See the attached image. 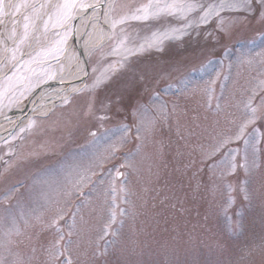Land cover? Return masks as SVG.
<instances>
[{
    "label": "rangeland",
    "instance_id": "374dc122",
    "mask_svg": "<svg viewBox=\"0 0 264 264\" xmlns=\"http://www.w3.org/2000/svg\"><path fill=\"white\" fill-rule=\"evenodd\" d=\"M234 2L223 0L224 10L206 24L193 15L179 38L170 31L184 23L179 17L118 25L129 48L153 43L126 59L111 54L116 39L107 26L90 44L79 89L0 141V264H52L58 236L50 224L60 213L65 235L75 218L73 264H264V5L252 0L250 10H230ZM18 3L5 0L0 39L12 28L9 5ZM146 3L114 0L109 16ZM24 14L15 16L18 37ZM36 23L41 36L42 21ZM69 25L75 31L74 20ZM74 31L62 55L32 65L54 74L33 91L76 71L79 52L67 50ZM63 32L50 26L41 44L30 39L21 47L34 55ZM10 57L0 45V77ZM117 62L122 66L109 69ZM24 90L18 85L16 96ZM249 100L257 119L236 139ZM14 101L5 96L0 116Z\"/></svg>",
    "mask_w": 264,
    "mask_h": 264
},
{
    "label": "snow or ice",
    "instance_id": "6c2138e0",
    "mask_svg": "<svg viewBox=\"0 0 264 264\" xmlns=\"http://www.w3.org/2000/svg\"><path fill=\"white\" fill-rule=\"evenodd\" d=\"M258 2L261 5H264V0H258ZM251 4L252 0H235L234 3H229L227 7L230 10H250ZM9 6L12 8V28L7 36L0 39V45L4 47L5 52H11V57L9 58L10 68L8 72H5V74L0 77V104L3 103L6 95L15 96L14 102L18 103L19 100L25 96L26 92H31L36 87H39L41 83L54 78L53 73L42 68L38 71L36 68H33L32 65L41 63L42 60H46L49 55L53 58H58L63 54V45L66 43L69 33L74 31V28L69 25V21L75 19L73 14L74 9L84 10L85 12H88V10H91L92 12L100 10V12L103 13V16H95L92 23H98L101 19L105 21L112 36L116 39V43L111 49V54L121 55L126 59L128 56L134 55L137 51L143 50L146 46L152 47L153 43L147 42L146 44H140L138 48H129L127 46L128 37L124 34V29H120V35L116 34L115 30L118 25H125L130 20L147 22L161 16L179 17L184 23L179 28H173L170 30L174 33L175 38H179L180 35L184 34L187 29L193 26V19L191 18L193 15L198 14L199 23L206 24L211 17L219 16L220 12L225 8L223 0L219 5H204L203 3H200L199 0H147L146 4L138 6L134 11L126 13L119 18H111L109 13L114 11V0H107L106 6L105 0H96L95 4L83 2L77 3V0H57L55 3H53V0H44L43 3L32 2V0H20V3L15 5L10 4ZM21 9L25 10L23 16V33L18 37L15 27L18 21L15 19V16ZM28 9H31V12H28ZM6 15L5 0H0V25L4 23L3 18ZM44 17L47 18L44 19ZM37 20L42 21L43 24V33H41V36L47 34L50 26L64 28V32L56 33L59 39L55 41L54 46L47 48L42 47L40 51H37L33 55L31 53H26L21 46L25 45L30 39H34L38 45L41 44V36L35 35L37 31ZM153 35L155 36L156 34L154 33ZM6 41H12L14 47L9 48ZM160 43H162V41H156L157 45ZM28 46L31 47V44H28ZM25 56H27V59H25ZM117 66H122V63L117 62L114 65H110L109 69H114ZM109 69H106L105 71H108ZM85 75H87V73H85ZM97 83H99V80ZM21 84L25 85V90L21 91L19 96H16L17 87ZM208 91L211 93V87ZM209 99H211V95L209 96ZM10 102L12 101L10 100ZM64 102L68 103V100L65 99ZM217 108H219V105H217ZM245 109V116L247 118L240 124L239 131L235 137L236 139H240L244 135L247 126L254 123L257 119V109L252 106L251 100L245 105ZM34 123L35 121L30 120L28 127H32ZM23 131L24 129L22 128L21 132ZM120 131L127 133V126H122ZM137 131L139 132V129H137ZM224 143H227V141H224ZM248 143L249 140H245V144ZM114 152L115 145H113V154ZM232 168L233 170L235 169V164L232 165ZM117 175L119 176L121 173L117 172ZM83 179L84 178L82 177L81 181ZM111 194L113 197L115 196L114 188ZM112 207H115L114 202ZM123 213L124 210H121V214ZM63 219L64 214L60 213L50 224V227L55 228L58 236L53 247L49 249V256L52 259V264H73L71 253L74 241L72 237L77 234L75 231L76 222L73 216L72 222L68 224L67 235H65L63 229L59 225V221ZM115 220V213H110L109 224L105 225L102 229L103 234L99 237L100 239H104V237L109 234V228ZM13 224H15L14 218ZM61 257H63V259H61Z\"/></svg>",
    "mask_w": 264,
    "mask_h": 264
},
{
    "label": "bare ground",
    "instance_id": "6f19581e",
    "mask_svg": "<svg viewBox=\"0 0 264 264\" xmlns=\"http://www.w3.org/2000/svg\"><path fill=\"white\" fill-rule=\"evenodd\" d=\"M84 3L95 4L96 0H87ZM106 4L107 0H105V6ZM95 16L102 17L103 13L100 10L96 12L80 10L76 13L75 19H73L76 27L67 50L77 49L79 52V63L76 65V71L66 78L55 80V84L51 90L38 92L30 102L27 98L24 102H19L10 112L0 116V134L8 131L13 126H20L24 122L23 119L28 118L32 114H43L54 101L57 102L58 99L62 100L79 89L81 86L79 78L85 70V65L82 64L83 55L92 48L93 45L90 44H93L105 34L108 26L103 19L93 24L92 21ZM87 29H89L88 32ZM63 79H70V82L68 80L62 82ZM26 102L28 103L27 106H25ZM25 111L26 114L22 119L21 116Z\"/></svg>",
    "mask_w": 264,
    "mask_h": 264
},
{
    "label": "water",
    "instance_id": "95a60500",
    "mask_svg": "<svg viewBox=\"0 0 264 264\" xmlns=\"http://www.w3.org/2000/svg\"><path fill=\"white\" fill-rule=\"evenodd\" d=\"M98 45H99V44H97V45H95V46H98ZM92 47H93V46H92ZM91 49H92V48H91ZM91 49H90V50H91ZM90 50H89V51H90ZM87 53H88V51H87L86 53H84V55H83V58H82V59H83V60H82V64H83V65H85V58H86V56H87ZM68 81L70 82V79H68ZM62 82H65V81H62ZM54 84H55V81L51 82L50 84H48L47 86L41 88L40 90L45 91V90H48V89H52L53 86H54ZM35 94H37V90H36V91H33V92L29 95V97H28V101H29V102H30V100L33 99V97H34ZM27 105H28V103L26 102V105H25V106H27ZM25 114H26V111L23 112V115L21 116L22 119H23V117L25 116ZM22 119H21V120H22ZM17 126H18V125L13 126V127H11L8 131H6V132L0 134V140H2L4 137H6L8 134H10L14 129H16Z\"/></svg>",
    "mask_w": 264,
    "mask_h": 264
}]
</instances>
